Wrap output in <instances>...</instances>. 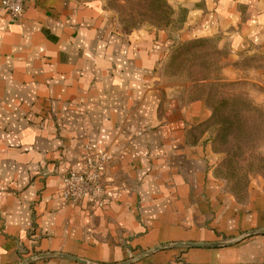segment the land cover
Returning a JSON list of instances; mask_svg holds the SVG:
<instances>
[{"label": "crops", "instance_id": "crops-1", "mask_svg": "<svg viewBox=\"0 0 264 264\" xmlns=\"http://www.w3.org/2000/svg\"><path fill=\"white\" fill-rule=\"evenodd\" d=\"M172 2L186 36L264 61V0ZM157 39L117 31L101 0H32L16 20L0 7V264H264V232L174 245L264 229V181L242 203L224 192L220 154L192 135L203 101L175 105L153 81ZM85 146L112 154L100 208L60 196Z\"/></svg>", "mask_w": 264, "mask_h": 264}, {"label": "rangeland", "instance_id": "rangeland-1", "mask_svg": "<svg viewBox=\"0 0 264 264\" xmlns=\"http://www.w3.org/2000/svg\"><path fill=\"white\" fill-rule=\"evenodd\" d=\"M101 1L117 31H155L157 43L144 46L158 55L155 85L175 105L199 107L203 101L207 119L199 122V111L193 112L192 135L207 134L220 154L215 176L224 192L244 202L250 184L264 181V102L255 96L264 79L253 72L264 68V61L249 54L233 58L230 47L219 45L215 36H186L181 31L186 9L172 0ZM85 151H90L87 146Z\"/></svg>", "mask_w": 264, "mask_h": 264}, {"label": "built area", "instance_id": "built-area-1", "mask_svg": "<svg viewBox=\"0 0 264 264\" xmlns=\"http://www.w3.org/2000/svg\"><path fill=\"white\" fill-rule=\"evenodd\" d=\"M28 1L32 0H0V7L16 20ZM111 157L107 151H85L80 167L62 176L61 198L72 205L85 201L93 207H101L105 199L104 172Z\"/></svg>", "mask_w": 264, "mask_h": 264}, {"label": "water", "instance_id": "water-1", "mask_svg": "<svg viewBox=\"0 0 264 264\" xmlns=\"http://www.w3.org/2000/svg\"><path fill=\"white\" fill-rule=\"evenodd\" d=\"M260 232H264V229H256V230H250V231H246L240 235H238L237 237H234L233 239L230 240H225V241H215V242H179V243H174V245H179V246H221V245H226L235 241H238L240 239H242L243 237H246L250 234H255V233H260ZM44 256L43 254L41 255H34L32 257H29L28 259L24 260L22 262V264H25L27 262H30L36 258L42 257ZM64 256H68V257H72V258H76V260L79 261H84L82 259H79L77 257H73L71 255H64Z\"/></svg>", "mask_w": 264, "mask_h": 264}]
</instances>
